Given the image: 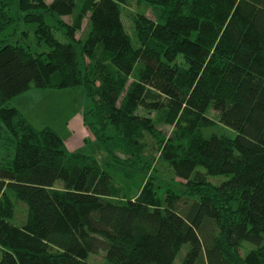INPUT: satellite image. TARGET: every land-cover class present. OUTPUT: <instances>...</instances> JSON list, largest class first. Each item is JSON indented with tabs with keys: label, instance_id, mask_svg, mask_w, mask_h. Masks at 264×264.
<instances>
[{
	"label": "trees",
	"instance_id": "16d2710c",
	"mask_svg": "<svg viewBox=\"0 0 264 264\" xmlns=\"http://www.w3.org/2000/svg\"><path fill=\"white\" fill-rule=\"evenodd\" d=\"M121 1L84 0L67 41L41 32L47 50L0 46V138L5 130L14 142L13 157L0 163V264H95L89 256L100 251L113 264H173L185 245L181 264H264V256L247 261L240 254L243 241H264V0H230L225 9L224 0H146L162 8V18L139 16V48L124 28ZM13 4L0 0V33L14 24ZM21 4L68 16L76 0ZM87 15L92 28L78 42ZM137 63V79L124 94ZM77 85L90 115L118 128L121 136L112 139L129 153L140 150L143 132L156 133L152 118L136 109H165L175 132L162 157L199 198H162L149 180L137 198L114 202L106 170L69 168L59 133L37 129L9 105L32 87ZM210 109L234 137L197 133ZM222 174L231 176L209 181ZM8 191L28 206L22 226L11 221Z\"/></svg>",
	"mask_w": 264,
	"mask_h": 264
},
{
	"label": "rangeland",
	"instance_id": "374dc122",
	"mask_svg": "<svg viewBox=\"0 0 264 264\" xmlns=\"http://www.w3.org/2000/svg\"><path fill=\"white\" fill-rule=\"evenodd\" d=\"M51 1L47 0V3ZM229 1L224 0L221 7L224 9L228 7ZM83 2L84 0H76L72 15L59 16L46 10L27 9L21 4V0H14L10 8L14 24L0 33V46L12 42L23 45L35 53L47 50L41 34L45 29L55 38L67 41V27L73 23ZM120 7L124 28L133 46L139 48L141 46L137 26L139 16L143 14L157 22L162 18L163 10L146 0H123L120 2ZM91 28L90 15H87L83 20L82 29L76 32L77 41L85 40ZM177 63L182 70L187 67L182 56L177 58ZM141 66V63L136 64L133 74L128 78L124 94L129 85L137 79ZM9 105L16 106L37 129L49 126L59 133L65 142L66 163L69 168L90 163L106 170L110 175L113 191L110 199L114 202L124 203L131 198H137L141 188L149 180L154 183L162 198L167 192L181 193L192 199L199 198L197 191L191 190L186 185L187 181L176 174L172 162L162 157V149L166 141L175 132L174 126L164 122L165 109L147 110L143 107L136 109V113L152 118L156 125V133L143 132L139 140L140 150L129 153L119 145L118 140L112 139V136H121L118 128L106 121L99 122L90 115V101L83 86L77 85L66 89L32 87L10 100ZM207 115L209 122L197 130L198 134L204 137L213 134L235 136L236 132L221 123L215 110H208ZM3 135L0 138L1 164L8 163L14 154L13 140L8 137L5 130ZM79 153L83 156H79ZM230 176L227 174L209 176V181L219 185ZM60 186H62L60 183L55 185V187ZM8 194L15 204V214L11 221L22 226L28 219V206L18 200L13 192L8 191ZM187 249L188 245H185L173 264L182 263ZM240 254L247 261L256 259L257 255L264 256V241L261 245L243 241ZM89 260L95 264H113L107 259L104 251L90 255Z\"/></svg>",
	"mask_w": 264,
	"mask_h": 264
}]
</instances>
